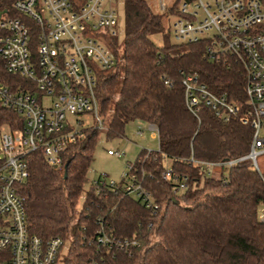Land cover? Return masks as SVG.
<instances>
[{
  "label": "trees",
  "instance_id": "obj_1",
  "mask_svg": "<svg viewBox=\"0 0 264 264\" xmlns=\"http://www.w3.org/2000/svg\"><path fill=\"white\" fill-rule=\"evenodd\" d=\"M15 1L0 0V12L21 17L13 10ZM123 10L120 65L96 71L94 90L106 124L105 138L124 137L126 125L134 120L154 124L158 151L178 160L172 163L173 170L187 183L198 178L199 171L180 159L218 161L247 154L251 128L237 117L224 121L205 106L193 115L185 106L180 74H197L213 92L242 101L241 66L232 59L223 63L204 57L205 40L171 43L163 39L157 45L151 37L164 31L162 16L145 0H123ZM116 43L114 39L115 48ZM0 77L15 79L1 66ZM14 117L0 112L2 122L12 123ZM99 133L86 128L67 146L66 177L64 169L49 165L39 151L31 153L29 176L19 187L31 234L42 238L70 234L63 264H264V222L258 218L264 182L249 160L208 178L201 190L173 194V183L161 180L163 166L153 158L157 151L143 162L140 158L146 151H141L134 169L145 174L144 186L162 210L154 213L119 188L106 187L97 193L92 183L70 230ZM100 227L106 234L136 239L139 244L126 249L99 245Z\"/></svg>",
  "mask_w": 264,
  "mask_h": 264
},
{
  "label": "built area",
  "instance_id": "obj_2",
  "mask_svg": "<svg viewBox=\"0 0 264 264\" xmlns=\"http://www.w3.org/2000/svg\"><path fill=\"white\" fill-rule=\"evenodd\" d=\"M158 6L166 9L162 0ZM12 7L22 18L0 14V66L15 77H0V112L15 115L12 123L0 121V264H57L69 242L65 237L42 238L29 232L19 187L29 176L31 153L39 151L49 165L65 170L64 152L83 136L84 129L106 130L94 90L96 71L119 67L123 33L115 0H16ZM171 28L177 43L205 40L204 57L223 63L232 59L244 75L240 101L213 92L197 74L180 71L186 108L197 115L203 106L208 107L224 121L237 117L252 133L244 156L218 161L180 159L199 171V177L189 183L173 170L172 163L178 160L157 151L153 158L163 166L161 180L173 183V194L201 190L208 178L243 160H249L261 176L264 0H178ZM164 83L171 86L165 77ZM84 115H90L95 125H84L79 120ZM148 125L157 133L154 124ZM136 133L142 136V127ZM151 152L146 151L140 161L151 160ZM108 154L119 156L112 150ZM144 175L129 162L120 183L102 174L93 184L97 193L106 187L119 188L157 213L162 207L144 186ZM258 218L264 222V202ZM97 222L102 225L101 219ZM97 233L99 245L126 249L139 244L136 239L106 234L102 227Z\"/></svg>",
  "mask_w": 264,
  "mask_h": 264
},
{
  "label": "rangeland",
  "instance_id": "obj_3",
  "mask_svg": "<svg viewBox=\"0 0 264 264\" xmlns=\"http://www.w3.org/2000/svg\"><path fill=\"white\" fill-rule=\"evenodd\" d=\"M145 1L151 7L153 12L158 13L162 16V21H163L164 31L159 35L152 36L151 37L152 40L157 45H162L163 39L164 40L168 39V41H170L171 43H177L174 39V36L172 35V28H171L174 20V14L176 13L177 3L176 4L174 3L175 0H162L164 3V7L166 8L163 11L159 10L160 8L158 6V0H145ZM115 2L117 3V8H118L119 25L120 27H123L124 24L123 0H115ZM170 8L173 11H171ZM119 44L120 46L118 47V49H119V53L121 54L122 42H120ZM79 120H82L84 125L86 126L95 125L93 118L90 115H84L80 117ZM139 126L142 127L143 129L142 136L136 133ZM99 131L100 133L98 136V140L93 151V159L86 173V177L83 183L82 195L79 201L77 202L75 209L76 217L73 220V223L70 225V230L72 229L74 222L77 220L78 212L81 210L82 203L84 201V195L90 189L91 184L96 178H98L102 174H105L108 180L114 181L115 183H120L121 177L123 176V173L126 171L127 163L134 162L141 151L159 150V142L156 131L150 129L148 123L144 121L134 120L129 122L125 127L124 137H115V138L107 139L105 138V132H106L105 129H101ZM108 150H112L113 152L119 153V156L109 155ZM258 162L261 170L260 177L262 179V177H264V156H261L258 159ZM227 169L228 168L224 170L226 171ZM220 172L215 173V177H217ZM256 172L258 173V171ZM180 193L181 192H179V194ZM65 238L70 243L71 239L69 233H67ZM67 250L68 247L67 249L62 250L61 252L62 257L57 264H63V260L67 253Z\"/></svg>",
  "mask_w": 264,
  "mask_h": 264
},
{
  "label": "water",
  "instance_id": "obj_4",
  "mask_svg": "<svg viewBox=\"0 0 264 264\" xmlns=\"http://www.w3.org/2000/svg\"><path fill=\"white\" fill-rule=\"evenodd\" d=\"M2 12H0L1 14ZM66 168H67V164L65 165V172H64V177H66L67 173H66Z\"/></svg>",
  "mask_w": 264,
  "mask_h": 264
}]
</instances>
